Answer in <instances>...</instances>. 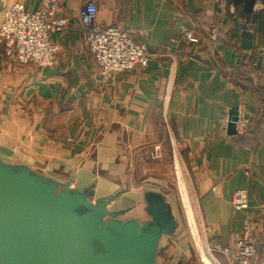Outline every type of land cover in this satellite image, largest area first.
<instances>
[{
  "label": "crops",
  "instance_id": "0c3cea01",
  "mask_svg": "<svg viewBox=\"0 0 264 264\" xmlns=\"http://www.w3.org/2000/svg\"><path fill=\"white\" fill-rule=\"evenodd\" d=\"M13 1L27 12L41 3L0 0V23ZM90 4L99 23L129 31L148 48L147 67L101 80L78 30L79 14ZM233 10L223 0H63L61 16L71 29L51 35L61 49L54 67L22 65L0 49V168L34 180L53 199L68 187L93 205L111 201L110 214L95 218L97 227L115 235L117 226L133 227L146 238L151 263L163 264V240L179 233L175 198L164 189L169 184H132L123 172L133 169L136 157L143 164L166 155L167 165L185 161L191 173L217 261L229 264L217 248L233 246L246 217L257 223L260 250L264 71L253 63L264 13ZM187 31L197 43L183 40ZM235 109L249 120L245 137L229 134ZM238 190L248 198L243 211L232 204Z\"/></svg>",
  "mask_w": 264,
  "mask_h": 264
},
{
  "label": "water",
  "instance_id": "95a60500",
  "mask_svg": "<svg viewBox=\"0 0 264 264\" xmlns=\"http://www.w3.org/2000/svg\"><path fill=\"white\" fill-rule=\"evenodd\" d=\"M237 120L235 109L231 136ZM110 203L93 205L68 187L53 199L34 180L0 168V264H152L146 238L133 227L117 226V235L97 227Z\"/></svg>",
  "mask_w": 264,
  "mask_h": 264
},
{
  "label": "built area",
  "instance_id": "2783aa9c",
  "mask_svg": "<svg viewBox=\"0 0 264 264\" xmlns=\"http://www.w3.org/2000/svg\"><path fill=\"white\" fill-rule=\"evenodd\" d=\"M223 1L232 4L233 11L238 9L264 13V0ZM62 2L63 0H41L37 11L27 12L21 2L13 1L5 9L0 23V49L4 54L22 65H33L38 69L54 67L61 49L51 41V35L71 29L69 21L61 16ZM97 13L98 9L94 4L81 10L78 30L100 69L101 80L111 81L119 74L136 67H147L151 57L148 48L136 36L119 26H103L97 20ZM252 29L251 23L246 24V31L251 32ZM183 40L193 44L198 42L192 31H187ZM253 68L259 72L264 71V34ZM248 129L249 120L239 115L236 135L243 136ZM232 204L238 211L247 209L246 192L236 191ZM256 229V221L246 217L243 221V233L234 239L233 246H219L217 250L227 258L229 264H264V241L258 250Z\"/></svg>",
  "mask_w": 264,
  "mask_h": 264
},
{
  "label": "rangeland",
  "instance_id": "374dc122",
  "mask_svg": "<svg viewBox=\"0 0 264 264\" xmlns=\"http://www.w3.org/2000/svg\"><path fill=\"white\" fill-rule=\"evenodd\" d=\"M168 158L166 155L158 157V154H156L155 156H149L147 160L150 163L139 164L136 157V164L132 167L134 171H131L133 169H130L131 167L129 166L123 172L125 177L128 176L129 183L130 178H134L135 181H132V184L143 183L145 185L146 181L148 183L147 186L162 189L163 187H160L162 186L161 181H165L169 184V189H164L169 190V193L175 198L174 208L178 215L177 224L179 233L173 237V240L170 238L163 240V250L160 256L161 262L163 264H177L178 261L181 264H205L201 256L202 248H205L210 252L215 262L221 264L216 259L211 235L202 220L191 173L185 161L183 165L182 161L173 162L172 160L169 166L166 162ZM156 161H164V166L157 164ZM127 188L131 190L128 186H125L124 189L126 190ZM100 251V248L99 250L96 248V253H100Z\"/></svg>",
  "mask_w": 264,
  "mask_h": 264
},
{
  "label": "bare ground",
  "instance_id": "6f19581e",
  "mask_svg": "<svg viewBox=\"0 0 264 264\" xmlns=\"http://www.w3.org/2000/svg\"><path fill=\"white\" fill-rule=\"evenodd\" d=\"M186 214V213H185ZM187 217V216H186ZM201 256H202V261L205 264H218L215 262V260L212 258V256L210 255V252L207 251V249L202 248L201 251Z\"/></svg>",
  "mask_w": 264,
  "mask_h": 264
},
{
  "label": "trees",
  "instance_id": "16d2710c",
  "mask_svg": "<svg viewBox=\"0 0 264 264\" xmlns=\"http://www.w3.org/2000/svg\"><path fill=\"white\" fill-rule=\"evenodd\" d=\"M249 127H250V124H249ZM248 132H249V129H248ZM248 132L245 135L240 136V137H245L248 134Z\"/></svg>",
  "mask_w": 264,
  "mask_h": 264
}]
</instances>
